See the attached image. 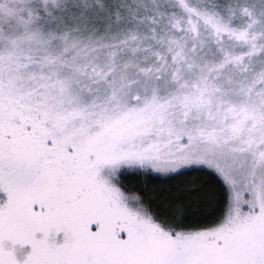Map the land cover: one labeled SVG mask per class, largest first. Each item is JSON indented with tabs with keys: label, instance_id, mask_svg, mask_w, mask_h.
Returning <instances> with one entry per match:
<instances>
[{
	"label": "snow or ice",
	"instance_id": "snow-or-ice-1",
	"mask_svg": "<svg viewBox=\"0 0 264 264\" xmlns=\"http://www.w3.org/2000/svg\"><path fill=\"white\" fill-rule=\"evenodd\" d=\"M0 264H264V0H0Z\"/></svg>",
	"mask_w": 264,
	"mask_h": 264
}]
</instances>
